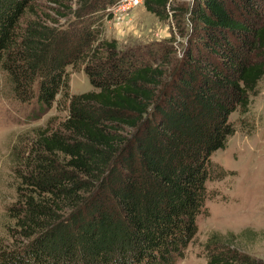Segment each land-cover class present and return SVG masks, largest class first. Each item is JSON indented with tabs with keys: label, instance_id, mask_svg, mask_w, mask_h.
Segmentation results:
<instances>
[{
	"label": "trees",
	"instance_id": "trees-1",
	"mask_svg": "<svg viewBox=\"0 0 264 264\" xmlns=\"http://www.w3.org/2000/svg\"><path fill=\"white\" fill-rule=\"evenodd\" d=\"M38 1L0 0V68L15 99L43 114L61 98L66 117L15 160V241L0 264L176 263L208 214L207 183L227 174L212 156L230 117L264 78V0H145L187 38L180 56L154 43L145 58L104 35L120 0H46L56 18ZM68 66L94 89L73 93ZM219 238L207 264H264Z\"/></svg>",
	"mask_w": 264,
	"mask_h": 264
},
{
	"label": "rangeland",
	"instance_id": "rangeland-1",
	"mask_svg": "<svg viewBox=\"0 0 264 264\" xmlns=\"http://www.w3.org/2000/svg\"><path fill=\"white\" fill-rule=\"evenodd\" d=\"M170 1L177 5L192 0ZM144 2L140 0L132 6L112 9L113 18L104 22L105 37L116 39L122 52L137 49V54L141 53L144 58L147 57L143 55L144 50L154 43L176 46V55L180 56L187 38L181 35L176 19H160L146 9ZM67 3L77 9L76 0ZM38 4L39 11L57 17L46 0H39ZM66 19L62 18V23ZM68 72L73 93L94 89L82 68L68 66ZM258 89L251 97L249 110L236 111L230 117L235 133L228 137L226 147L212 156L227 174L223 179L207 183L208 214L198 218L199 231L195 239L184 257L174 264H207L206 243L215 234L220 236L221 242L233 244L264 263V78ZM60 101L61 98L52 109L41 114L34 103H22L14 98L6 74L0 68V248L12 246L15 241L12 237L15 221L8 213L18 199L20 182L15 160L22 152H28L27 143L34 138L37 128L57 124L66 117Z\"/></svg>",
	"mask_w": 264,
	"mask_h": 264
},
{
	"label": "built area",
	"instance_id": "built-area-1",
	"mask_svg": "<svg viewBox=\"0 0 264 264\" xmlns=\"http://www.w3.org/2000/svg\"><path fill=\"white\" fill-rule=\"evenodd\" d=\"M139 2H140V0H120L119 4L116 7H114V8L116 9L120 5H123V7L132 6L134 3H139Z\"/></svg>",
	"mask_w": 264,
	"mask_h": 264
}]
</instances>
